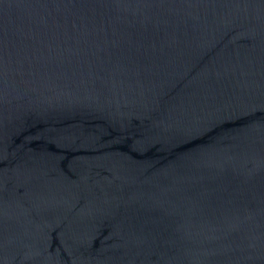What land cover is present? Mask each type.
Returning <instances> with one entry per match:
<instances>
[{
  "label": "water",
  "instance_id": "water-1",
  "mask_svg": "<svg viewBox=\"0 0 264 264\" xmlns=\"http://www.w3.org/2000/svg\"><path fill=\"white\" fill-rule=\"evenodd\" d=\"M0 264H264V0H0Z\"/></svg>",
  "mask_w": 264,
  "mask_h": 264
}]
</instances>
